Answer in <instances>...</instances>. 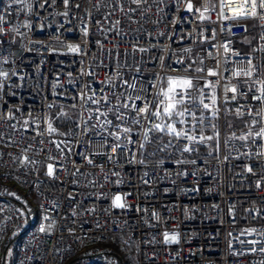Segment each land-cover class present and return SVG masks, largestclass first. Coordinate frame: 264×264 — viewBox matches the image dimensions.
Instances as JSON below:
<instances>
[{"label": "built area", "instance_id": "obj_1", "mask_svg": "<svg viewBox=\"0 0 264 264\" xmlns=\"http://www.w3.org/2000/svg\"><path fill=\"white\" fill-rule=\"evenodd\" d=\"M241 3L0 0V264H119L118 234L132 264H264V10ZM168 77L193 81L184 123L150 115Z\"/></svg>", "mask_w": 264, "mask_h": 264}, {"label": "snow or ice", "instance_id": "obj_2", "mask_svg": "<svg viewBox=\"0 0 264 264\" xmlns=\"http://www.w3.org/2000/svg\"><path fill=\"white\" fill-rule=\"evenodd\" d=\"M65 4L68 3V0H64ZM135 2V0H134ZM222 3H225V0H221ZM234 0H227L226 6L231 7L232 3ZM251 7V15L256 16L257 15V9H262L264 10V0H243V3L239 5L238 9H234L235 14L230 17V19H238L241 16L245 15V10H244V5L249 4ZM193 5L191 3L188 4V9L191 11ZM207 10V9H206ZM201 18L203 19V13L201 14ZM71 51H78L76 48H71ZM227 51V49H225ZM143 51V49L141 50ZM196 71H201V69H196ZM253 71H255V68H252L250 70H242L241 72L235 73L237 76H247L251 77L253 75ZM209 75H216L215 72L209 70ZM260 83H264V81H260ZM213 89L215 88V85H210ZM194 84L193 81L187 78H177V77H168L167 78V87L166 88H161L160 91L157 93L158 103L155 104L156 106V111L154 113H150V115L155 116L157 119H160L162 117L166 118H175L179 117V123H184L185 121L182 119L186 112H188V108H184L183 110L181 109V106L185 105V95L187 90L193 89ZM227 92H231L233 94L238 93V89L236 87H231V88H226ZM207 99V97L201 93V99H200V104L203 105V109L208 110L212 109V115L213 118L216 116V109L215 105L217 103V97L215 95V92L211 95V105L209 103H205L204 100ZM232 99H235V95L232 97ZM252 99L254 100H262V97L260 96H255L253 95ZM127 107V105H125ZM139 113H145L149 112L148 105L146 104L145 107L137 109ZM251 111V110H250ZM201 121H203L205 118L201 116L199 118ZM165 126H162V124L157 123L154 125V128L157 130H163ZM167 132L169 135H175L177 138L181 136L187 135L183 131H178L176 127H174L173 124H167L166 125ZM49 131H54L51 127H49ZM125 132L129 131L128 129H124ZM262 134H264V130H262ZM187 139L191 141H195L196 137L192 135H187ZM212 140L213 138L211 136L205 137L201 135L200 141L203 142L204 140ZM240 139H245V137H240ZM189 149L186 147L184 151H188ZM250 171V169H249ZM53 169L52 166L49 165L48 168V174L52 175ZM121 196H116L113 200V205L118 208H123L125 205L121 203ZM45 229L42 227L40 229L41 232H43ZM176 239L175 236L169 237L168 234H165V241H174Z\"/></svg>", "mask_w": 264, "mask_h": 264}, {"label": "trees", "instance_id": "obj_3", "mask_svg": "<svg viewBox=\"0 0 264 264\" xmlns=\"http://www.w3.org/2000/svg\"><path fill=\"white\" fill-rule=\"evenodd\" d=\"M57 121H60V119ZM107 244L110 246L111 253L118 258L119 264L133 263L134 255L132 253V244L125 234L110 237Z\"/></svg>", "mask_w": 264, "mask_h": 264}, {"label": "rangeland", "instance_id": "obj_4", "mask_svg": "<svg viewBox=\"0 0 264 264\" xmlns=\"http://www.w3.org/2000/svg\"><path fill=\"white\" fill-rule=\"evenodd\" d=\"M60 111L64 114V116H71L72 118L75 117V113L74 111H72L71 109H69L68 107L65 106H61L60 107ZM54 114L57 113L56 109H54L53 111Z\"/></svg>", "mask_w": 264, "mask_h": 264}]
</instances>
